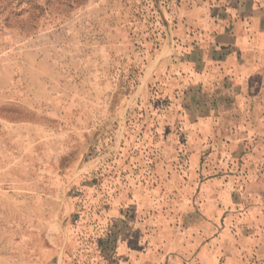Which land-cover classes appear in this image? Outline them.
<instances>
[{
  "label": "rangeland",
  "instance_id": "obj_1",
  "mask_svg": "<svg viewBox=\"0 0 264 264\" xmlns=\"http://www.w3.org/2000/svg\"><path fill=\"white\" fill-rule=\"evenodd\" d=\"M234 4L0 0V264H264V52L193 97Z\"/></svg>",
  "mask_w": 264,
  "mask_h": 264
},
{
  "label": "crops",
  "instance_id": "obj_2",
  "mask_svg": "<svg viewBox=\"0 0 264 264\" xmlns=\"http://www.w3.org/2000/svg\"><path fill=\"white\" fill-rule=\"evenodd\" d=\"M230 1L236 4L220 13V20L213 26L215 32L210 33L207 27L204 40L195 44V76L200 75L195 78V87L200 88L193 95L195 107L210 82L206 77L216 78L211 82L229 76L237 78L240 71L250 72L249 68L254 70L260 65L259 56L264 52V12L253 0ZM211 49L214 50L210 52Z\"/></svg>",
  "mask_w": 264,
  "mask_h": 264
}]
</instances>
